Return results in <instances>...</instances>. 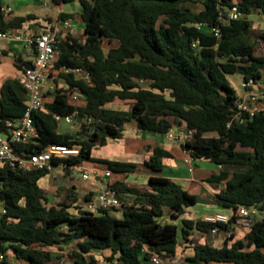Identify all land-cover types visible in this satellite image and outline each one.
<instances>
[{"label": "trees", "instance_id": "obj_1", "mask_svg": "<svg viewBox=\"0 0 264 264\" xmlns=\"http://www.w3.org/2000/svg\"><path fill=\"white\" fill-rule=\"evenodd\" d=\"M3 2L0 33L20 28L30 18L7 21ZM80 4L85 40L61 42L54 69H82L89 82L60 72L57 78L66 87L47 90L44 109L32 113L38 138L14 146L16 151L36 154L50 146L78 148L76 156H53L51 165L68 169L93 162L131 174L137 164L95 159L93 149L121 139L132 122L140 130L163 134L185 125L192 138L182 144L183 149L194 159L224 167L210 182H225L226 187L210 201L161 176H151L145 189L116 182L109 189L121 207L74 215L70 205L50 203L40 186L48 169L23 171L3 164L0 249L14 256L16 264H65L57 262L60 257L52 249L77 241L68 255L71 264H153V257L175 258L182 240L191 245L189 264H264V110L242 123H231L237 92L227 80L238 73L243 82L258 84L263 77L264 55L257 54L256 41L264 46V31L251 40L253 22L248 17L264 15V0H80ZM234 7L242 18L230 21L227 13ZM104 43L117 45L106 50ZM74 91L84 97V106L70 101ZM116 100L129 109L106 108ZM26 109L23 82L6 80L0 91V135L9 134L7 123L22 118ZM55 116L87 117L89 123L75 120L80 127L75 134L61 133ZM169 156L155 148L144 165L159 173ZM200 203L254 208L247 242L226 234L221 247L202 245L193 233L206 235L213 229L228 233L230 225L200 219H182L180 226L163 221L166 210L177 221ZM99 252L110 253L103 263Z\"/></svg>", "mask_w": 264, "mask_h": 264}, {"label": "crops", "instance_id": "obj_2", "mask_svg": "<svg viewBox=\"0 0 264 264\" xmlns=\"http://www.w3.org/2000/svg\"><path fill=\"white\" fill-rule=\"evenodd\" d=\"M3 3V6L10 9V12L5 14L7 21H14L18 18L30 16L29 19L22 23L20 28H13L8 33L20 35L25 39H33L42 32L58 30L62 42L76 39L80 43H83L85 40L81 19L82 8L78 0H58V2L53 0L49 6H44L43 0H4ZM256 14L259 19L264 21L263 14ZM252 22L254 28L258 26L264 27V22L261 25L255 21ZM115 44L117 45V43H113L110 46H114ZM105 45L108 44L104 43V48ZM256 51L257 54L264 55V46L258 44ZM19 57L21 58L20 61L17 60ZM34 60L35 54L33 53L32 45H28L25 41L0 39V91L4 82L8 79L23 81L24 68L28 64H32ZM19 65H21V68H19ZM59 73L58 70L54 71L52 79L43 90V94L50 87L56 85L66 87L64 80L57 78ZM252 91L259 95L260 101L263 103L264 72L260 82L252 87ZM236 92L240 95L245 94L242 89L240 92L237 90ZM69 97L70 101L76 105H85L84 97L79 92L74 91ZM46 101H48L47 97H45ZM120 104H124L128 108H119ZM106 108L128 110L129 105L116 100L106 105ZM79 129L80 127L75 121L72 124L66 121L59 122V131L61 133L75 134ZM172 130L184 132L186 127L185 125L175 126ZM155 148L162 149L170 155L168 158L163 159L164 168L159 173L152 172L144 165L145 161L153 154ZM92 157L107 161L135 163L138 167L131 174L112 172L108 169L107 165H99L93 162H84L79 166H72L68 169L65 166L53 167L49 170L50 173L40 181V186L47 192L50 203L64 202L71 206L70 212L74 215L84 210L95 212L89 208L90 201L96 198L102 191L109 189V186L112 184L123 182L129 187L145 189L151 176H161L170 179L190 194L210 201L216 198V195L226 187L225 182H210V179L215 175H219L224 170V167L207 159H194L183 149L181 144L168 139L166 134L140 130L134 122L125 126L121 139H110L105 146L95 147L92 151ZM108 171L110 175L106 176ZM94 172L99 173L98 178L94 177ZM85 173L89 175L87 179L83 178ZM64 175H66L63 179L64 181L58 182V176ZM41 182H43V185ZM130 199V197H127V200ZM232 213L233 209L224 208L212 203H200L188 208L186 214L177 221H172L169 210H166L163 221L174 222L180 226L182 219L204 220L207 217L215 215L231 216ZM226 234H233L235 239H242L244 243L247 242L245 238L246 233L239 227H231L228 233L218 232L217 235H213L212 233L200 235L195 232L192 237L197 239L202 245L210 244L221 247L225 241ZM76 248L77 241H72L61 248H53L52 252L58 251V254L68 256ZM100 253L102 252L96 254ZM191 255V245L180 240L177 256L172 260L162 259L161 264H178L179 262L180 264H189L187 258ZM100 262L103 263L101 260ZM62 263L64 262L62 261Z\"/></svg>", "mask_w": 264, "mask_h": 264}, {"label": "built area", "instance_id": "obj_3", "mask_svg": "<svg viewBox=\"0 0 264 264\" xmlns=\"http://www.w3.org/2000/svg\"><path fill=\"white\" fill-rule=\"evenodd\" d=\"M52 2L53 0H43V5L49 6ZM2 10L4 14L10 12V9L5 6H3ZM227 17L230 21L239 20L242 18V14L237 7H234L228 11ZM216 35L218 34L216 33ZM0 39L25 41L28 45H36V55L32 66L30 68H24L23 70L24 75L22 82L26 90L27 109L22 118L7 123L9 134L0 135V165L8 164L11 167L23 171L51 170L53 168L51 165L53 156L62 158L76 156L79 154V149L50 146L40 153L29 154L18 153L14 146L28 145L34 143L35 139L38 138V134L33 125L32 113L44 109L45 97L43 90L49 84L56 70L54 69V64L59 56V44L62 42L60 33L58 30L45 31L33 39H25L20 35L5 32L0 33ZM58 71L65 74H74L89 82V75L84 73L82 69L64 67ZM254 85L252 81L242 82L241 89L245 94H237V110L231 119V123L233 121L242 123L247 117H254L264 110L259 95L250 90ZM52 88L53 87H50V89ZM55 118L58 122L66 121L71 124L76 120V116H55ZM166 136L168 139L182 145L185 141L192 138V133L186 130L184 132H176L171 129L166 133ZM93 175L95 178L99 177V173L97 172H94ZM109 175L110 172L108 171L106 176ZM88 176V173H85L83 178L87 179ZM119 207H121V201L115 192L110 189L102 191L96 198L92 199L89 204V208L93 211L97 209H112ZM3 213H5V211H3ZM255 213L256 211L254 208L239 205L233 210L231 216L215 215L213 217H207L203 221L223 223L230 225V228L239 227L248 230L253 224V216ZM211 233L217 235L218 230L213 229ZM14 259V256H10L8 252L0 249V264H14ZM151 261L153 264H161V259L159 257H153Z\"/></svg>", "mask_w": 264, "mask_h": 264}, {"label": "rangeland", "instance_id": "obj_4", "mask_svg": "<svg viewBox=\"0 0 264 264\" xmlns=\"http://www.w3.org/2000/svg\"><path fill=\"white\" fill-rule=\"evenodd\" d=\"M251 21H255V22H257V23H259V25H261V24H263V20H261V19H259V17H258V15L256 14V13H253V14H251V15H249V17H248ZM82 26L84 27V24L82 23ZM260 31H264V27L262 28V27H253L252 29H250V31L248 32L249 34V36H250V39L251 40H253V41H256V39H255V35L258 33V32H260ZM256 44H257V46H258V44H260V42L259 41H256ZM116 45V44H115ZM114 45V46H115ZM109 47H111L110 45H105V49L106 50H108V48ZM29 57H31V56H29ZM227 80L229 81V83L237 90V91H241V85H242V82H243V78H242V76L240 75V74H231V75H228L227 76ZM263 105V109H264V102L262 103ZM119 108H128V107H125V105L124 104H120L119 105ZM66 177V175H64V176H58V182H60V181H64L63 179ZM64 183V182H63ZM41 184L43 185V182H41ZM115 215H116V212H115ZM245 233H246V230L245 229H242ZM55 253H57V255H59V260H57V262L58 261H60V262H64L65 264H71L70 263V259L68 258V256L67 255H64V254H58V251H56ZM110 255V253L109 252H102V253H100V254H98L97 256H98V258H99V260H101V261H103L104 262V260H105V257H107V256H109ZM18 261H16V259H14V264H16ZM173 264H175V263H173ZM178 264H180V262L178 263Z\"/></svg>", "mask_w": 264, "mask_h": 264}, {"label": "water", "instance_id": "obj_5", "mask_svg": "<svg viewBox=\"0 0 264 264\" xmlns=\"http://www.w3.org/2000/svg\"><path fill=\"white\" fill-rule=\"evenodd\" d=\"M32 50H33V53L36 55V45L32 46ZM31 66L32 64H28L25 68H30ZM76 121L78 124H82V123L88 124L89 123V119L87 117L86 118L79 117Z\"/></svg>", "mask_w": 264, "mask_h": 264}]
</instances>
